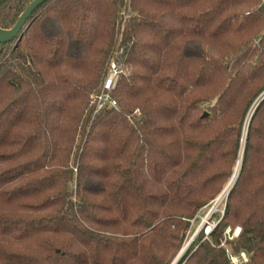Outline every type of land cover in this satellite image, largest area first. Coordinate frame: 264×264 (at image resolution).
<instances>
[{"label": "trees", "instance_id": "16d2710c", "mask_svg": "<svg viewBox=\"0 0 264 264\" xmlns=\"http://www.w3.org/2000/svg\"><path fill=\"white\" fill-rule=\"evenodd\" d=\"M33 1L0 0V27ZM263 92L264 0H49L0 43V264H172L258 99L178 264H264Z\"/></svg>", "mask_w": 264, "mask_h": 264}, {"label": "rangeland", "instance_id": "374dc122", "mask_svg": "<svg viewBox=\"0 0 264 264\" xmlns=\"http://www.w3.org/2000/svg\"><path fill=\"white\" fill-rule=\"evenodd\" d=\"M260 39H262V38H259V40ZM259 40H257V42H259ZM262 95H264V92ZM258 101H259V99L255 102L254 105H256V103H258ZM254 105L252 106V110L250 111L251 113L249 112V114L247 115V119H246L244 127H243V135H242V141H241V148L239 151V158L237 159V161L235 163L233 173H232L231 177L229 178V180L227 181V183L224 185V187H223L222 191L219 193V195L213 201H211L206 207H204L202 210H200V212L196 215V217L194 219L190 220V227L187 231L186 238H185V244H184L183 248L189 243V241L195 235H196V237H198L201 234V232H203L205 234L204 239H207V236L210 234V232L222 220V217H223L225 210H226V207H227V200H228L229 195L226 196L220 202H217V200L220 197V195L224 192V190L227 188L229 183L231 182V180H232V178L236 172V169L238 167L239 161L242 159V156L244 154V146H245V141H246V133H247V129H248V123H249L251 114L253 113V110L257 106V105L256 106H254ZM205 113L209 114L208 109L205 110ZM240 232H241V228L239 226H237L234 229L229 227L225 231L222 246L225 247L226 249H228L229 252H233V251L231 249V246L229 244H226L227 241L232 242V240L234 238H237L239 236ZM196 237H195V239H196ZM242 256L243 257L245 256L244 258H246V260H248V258H249V256L244 252L241 253L239 257H242Z\"/></svg>", "mask_w": 264, "mask_h": 264}, {"label": "water", "instance_id": "95a60500", "mask_svg": "<svg viewBox=\"0 0 264 264\" xmlns=\"http://www.w3.org/2000/svg\"><path fill=\"white\" fill-rule=\"evenodd\" d=\"M48 1L49 0H34L29 5L27 10L22 14V16L20 17L19 21L16 23V25L13 28H11V29H3V28L0 27V43L6 44V43L13 42L16 39H20L23 36V31L26 28V25H27L28 21L31 19V17L33 16V14L40 7H42L44 4H46ZM257 109H258V106L255 107V109L253 110V113L251 114V117H250V120H249V123H248V128H249V124L251 122V119H252L253 115L257 112ZM204 116L207 117L208 114L205 113ZM247 133H248V129H247ZM247 133H246V137H247ZM242 160H243V156H242V159H241V163H240V168H239L238 174L236 176V179H235L231 189L228 192V195L230 194L232 188L234 187V185H235V183L237 181V178H238L240 170H241ZM195 237H196V235L181 250V252L179 253L178 257L175 259V261L172 264H178L180 259L183 257V255L186 253V251L188 250L190 245L195 240Z\"/></svg>", "mask_w": 264, "mask_h": 264}, {"label": "built area", "instance_id": "2783aa9c", "mask_svg": "<svg viewBox=\"0 0 264 264\" xmlns=\"http://www.w3.org/2000/svg\"><path fill=\"white\" fill-rule=\"evenodd\" d=\"M119 75L120 71L117 65L112 64L111 69L105 79L102 92L100 94L91 96L92 103L96 106V113L101 112L106 107H111L116 110L119 109L117 102L112 98L111 95L117 85ZM242 257L231 254L230 259L233 264H241L242 262L247 261L246 258H244L245 256L243 258Z\"/></svg>", "mask_w": 264, "mask_h": 264}, {"label": "bare ground", "instance_id": "6f19581e", "mask_svg": "<svg viewBox=\"0 0 264 264\" xmlns=\"http://www.w3.org/2000/svg\"><path fill=\"white\" fill-rule=\"evenodd\" d=\"M240 163H241V160L239 161V164H238V167L236 169V172L231 180V182L229 183V185L227 186V188L224 190V192L220 195V197L218 198L217 202H220L222 201L226 196H228V192L229 190L231 189L235 179H236V176L238 174V171H239V168H240Z\"/></svg>", "mask_w": 264, "mask_h": 264}]
</instances>
